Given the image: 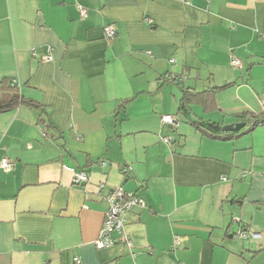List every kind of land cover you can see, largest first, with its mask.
Wrapping results in <instances>:
<instances>
[{"label": "crops", "instance_id": "crops-1", "mask_svg": "<svg viewBox=\"0 0 264 264\" xmlns=\"http://www.w3.org/2000/svg\"><path fill=\"white\" fill-rule=\"evenodd\" d=\"M1 82L38 107L0 111L13 162L0 167V264H264V125L247 124L264 96V0H0ZM185 89H215L216 107L185 116ZM203 122L245 125L214 136ZM116 187L145 202L126 216L133 247L113 234L97 249Z\"/></svg>", "mask_w": 264, "mask_h": 264}, {"label": "built area", "instance_id": "built-area-1", "mask_svg": "<svg viewBox=\"0 0 264 264\" xmlns=\"http://www.w3.org/2000/svg\"><path fill=\"white\" fill-rule=\"evenodd\" d=\"M78 9L80 12L81 17H86L88 14V10L86 7L78 5ZM103 32L106 38L111 39L115 36L116 31L115 28L111 24H107L103 27ZM37 56L40 60L48 61L50 60V53L49 49L42 55H38L36 52L33 53ZM230 63L235 67L241 66V60L235 56H231ZM172 79V77L170 78ZM261 104V112L260 115L264 117V96L259 99ZM256 118H251V121H255ZM161 122L163 124H168L170 126L177 125V117L171 114H164L161 116ZM258 125H264V120L257 121ZM163 141L168 142L172 140V137L166 136L162 138ZM13 162L3 157L0 160V167L4 170H9L12 167ZM104 162H101V165L104 166ZM120 172L123 175L131 174V167L124 166L121 168ZM88 179V174L83 171H75L73 176V181L75 183L85 182ZM102 186V185H100ZM106 200L108 203V207L105 211V217L101 228L99 230L98 236L94 240V245L97 249H103L105 247H109L114 244L115 240L113 234L119 236L121 241L128 247L132 248L133 243L125 232V223H126V216L130 208L133 206H145L144 200L133 192H127L123 190L122 187L112 188L106 196ZM239 238H245L250 236L251 238H260L261 234L258 232L248 233L245 230L239 229L236 233ZM178 241V240H176ZM75 262L78 263L79 260L75 258Z\"/></svg>", "mask_w": 264, "mask_h": 264}, {"label": "trees", "instance_id": "trees-1", "mask_svg": "<svg viewBox=\"0 0 264 264\" xmlns=\"http://www.w3.org/2000/svg\"><path fill=\"white\" fill-rule=\"evenodd\" d=\"M3 89H9V99L7 102H3V100L0 102V111L3 109H6L8 107H11L13 105H18V104H25L29 106H35L38 107V105L32 101L26 100L24 98H21L16 90V87H12L10 85H7L4 82L0 83V92ZM217 89V88H215ZM215 89L213 90H204V91H192L190 89H185L183 90L182 96L180 98V103H179V112L184 114L185 116L188 114V111L190 110V105L193 104L194 102L200 101L202 105H205V109H212L216 107L215 99H214V93ZM211 102V103H210ZM208 103V105H206ZM251 118H256L255 121H251ZM259 120H264V117L261 115H255L252 112L249 113L248 116V128L257 125V121ZM201 129L210 135L214 136H228L231 135V131H227L223 129V126H220L219 124L215 122H203L199 124ZM240 132V130L238 131Z\"/></svg>", "mask_w": 264, "mask_h": 264}, {"label": "water", "instance_id": "water-1", "mask_svg": "<svg viewBox=\"0 0 264 264\" xmlns=\"http://www.w3.org/2000/svg\"><path fill=\"white\" fill-rule=\"evenodd\" d=\"M244 123H237V124H233V125H226V126H223V129L224 130H227V131H231V132H236V131H239L241 128L244 127Z\"/></svg>", "mask_w": 264, "mask_h": 264}]
</instances>
